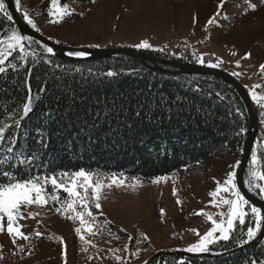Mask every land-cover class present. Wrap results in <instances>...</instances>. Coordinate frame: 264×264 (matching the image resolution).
Returning <instances> with one entry per match:
<instances>
[{"label":"trees","instance_id":"trees-1","mask_svg":"<svg viewBox=\"0 0 264 264\" xmlns=\"http://www.w3.org/2000/svg\"><path fill=\"white\" fill-rule=\"evenodd\" d=\"M96 1L59 0L60 6L68 4L73 14L53 24L49 22V12L54 6L52 0H22L18 12L23 19V11L27 10L37 24V32L46 36L45 26L77 23L92 10ZM12 29L18 31L14 20L8 21L0 14V36L9 34ZM185 41L177 43L176 55L163 51L149 53L199 64L191 45ZM37 42L35 39L26 41L29 56L24 60L9 58L8 63H15L16 69L7 68L6 64L7 71L0 74V126H10L0 137V161L6 160L0 164V172L8 170L16 178L25 180L83 168L105 174L123 173L127 180L135 177L149 181L191 170L200 160L221 153L234 151L241 155L249 119L239 94L224 80L204 74L159 72L124 55L66 61L46 53L45 45ZM82 47L97 48L98 45L87 43ZM201 56L205 59L203 65L215 61L212 54ZM109 71L115 75L107 76ZM29 96L33 98V110L17 127L13 120L23 115V105ZM252 106L257 121L253 147L258 149V170L264 172V159H261L264 157L261 120L264 118L260 116L264 109L253 102ZM241 128L245 129L243 133ZM9 147L13 152L7 151ZM25 158L30 163L20 165L18 161ZM250 160L251 154L244 171V183L248 179ZM10 164L18 167H9ZM61 197L65 198L66 194L61 192ZM49 206L59 205L50 202ZM92 211L98 222L105 225V230L95 236L86 235V239L96 245L88 246L87 252L82 251V242L74 232L75 264H125V261L127 264L155 255L140 233L129 240L128 233L96 214L94 206ZM60 216L74 228L79 226L78 222ZM249 221L250 216L244 225H236V239L210 245L206 255L169 250L158 253L150 264H251L252 261L264 264V230L247 244L238 246L236 243L242 233H246ZM126 244L128 252L122 251ZM110 249L121 251L113 254ZM136 252L138 256L131 255ZM114 255L123 257L124 261H116Z\"/></svg>","mask_w":264,"mask_h":264},{"label":"rangeland","instance_id":"rangeland-1","mask_svg":"<svg viewBox=\"0 0 264 264\" xmlns=\"http://www.w3.org/2000/svg\"><path fill=\"white\" fill-rule=\"evenodd\" d=\"M219 3L220 0H97L81 21L61 27L47 25L43 29L46 36H43L69 48H81L87 43H97L98 49L136 48L135 45L147 41L151 48L138 50L163 51L167 55H176L177 43L186 40L197 56L212 54L215 61L222 60L221 67L216 69L229 75L240 73L233 77L248 95L250 90L264 95V71L260 69L264 64V3L226 0L216 22L208 24L217 13ZM251 4L256 5L255 10L249 6ZM54 11L53 6L50 12ZM55 18L50 16V20ZM246 53L250 57L242 59ZM254 85L259 87L253 89ZM249 98L255 103L250 95ZM239 159L240 155L234 151L221 153L200 160L191 170L164 175L167 179L159 183H153V179H137L134 188L106 187L100 200L101 209L95 213L102 212V216L130 236L146 235L155 255L169 250L206 255L207 252L184 250L199 239L190 230L196 229L203 235L211 227L205 216L195 213L201 210L217 213L218 209L210 204L209 192L215 190L216 181L223 183L228 172L236 173ZM132 183L133 180L125 181L126 185ZM223 210L226 211V207ZM21 211L31 217L19 221L23 225L21 231L30 239L18 238L13 243L7 234L5 219V231L0 233V264H75L72 224L49 205H33ZM214 219L220 217L214 215ZM36 232L41 233L40 237L35 236ZM58 238H63L64 243ZM150 259L140 258L127 264H144Z\"/></svg>","mask_w":264,"mask_h":264},{"label":"snow or ice","instance_id":"snow-or-ice-1","mask_svg":"<svg viewBox=\"0 0 264 264\" xmlns=\"http://www.w3.org/2000/svg\"><path fill=\"white\" fill-rule=\"evenodd\" d=\"M22 0H15V5L17 11H21ZM55 7L54 12H49V16L56 17L50 20V23H60L65 17H70L73 12L68 4H63L60 6L59 0H52ZM226 0H220L218 4L217 13L211 17L208 24H214L216 18L220 15V9L223 8ZM264 3V0H261ZM253 10H255L256 5H249ZM0 14H2L8 21H12L13 17L9 14L5 0H0ZM23 20L28 26L33 30L39 31L37 24L34 19L31 18L30 13L25 10L23 11ZM30 36L22 35L16 29H12L9 34L0 36V74L7 71V68L16 69L17 65L15 63H8L9 58L24 60L29 56V52L25 47L26 41H31ZM39 43V42H37ZM138 49H149L151 45L147 41H142L141 43L135 45ZM44 51L48 54H54V50L51 47L44 46ZM14 53L17 54L14 56ZM32 55H35L34 53ZM70 56L82 57L86 55L83 52H70ZM196 62L203 65L205 64V59L203 56H195ZM250 57L249 53H246L242 59H248ZM50 62V61H48ZM223 61L217 59L214 63H207L209 68H219L221 67ZM7 64V68L5 65ZM239 67V62H237ZM260 69L264 71V64L260 66ZM232 76L241 75L238 72L230 73ZM107 76H114V72H107ZM259 87V85H254L253 89ZM44 91V89H41ZM216 95L223 100L224 97L220 93ZM251 99L261 108L264 109V95H258L254 90L249 91ZM38 99V97H37ZM179 99V97H177ZM33 98L28 97L27 102L23 105V115L20 119L13 120V123L19 127L20 120L28 116L32 112ZM239 112V109H237ZM139 116L140 113H137ZM242 115V114H241ZM260 116L264 118V111L260 112ZM264 123V119L261 120ZM10 126L8 124H3L0 126V137H3L6 129ZM95 127V125H93ZM241 133L245 131L241 128ZM47 145H44L46 147ZM264 146V145H262ZM9 153L13 152V149L9 147L7 149ZM33 155L32 159H35ZM264 159V157H261ZM5 161H0V164L5 163ZM20 165L25 163H30V160L25 158L24 160H19ZM237 166L240 161L236 162ZM260 164V159H258V149L253 147L251 152L250 168L248 171V179L245 181L249 192L256 193L261 200H264V172L258 170V165ZM9 167L16 168L17 165H9ZM235 167V166H234ZM0 176L4 179L0 180V233L5 231V219H6V231L7 234L12 237L13 243L16 239H23L28 241L30 236L21 231L23 225L19 223L21 219L31 218L26 217L21 209L30 207L33 205L45 207L51 202L56 206L55 211L57 214L62 215L64 218L75 221L79 223L78 227L74 228L75 234L78 236L79 240L82 242V251L87 252L88 246L96 247L90 239H86V235L95 236L100 232L105 230V225H102L97 220V215L92 211V208L96 210L101 209L100 200L102 197V192L104 188H110L112 186H131L136 187L138 180L133 177V183L131 185H126L125 181L127 177H124L123 173L116 174H105L102 172H92L86 169H80L74 172H59L52 173L50 175H36L31 176L28 179L21 180L14 176V174L8 170L0 172ZM235 171H230L227 173V178L221 183L216 181V188L209 192L211 197L210 204L217 208L218 211L215 214L207 213L201 210L196 215H203L206 217L207 221L211 223V227L201 235L196 229H192L199 239L196 243L190 245L186 249L190 253H205L210 250V245L216 244L219 241L229 242L236 239L234 233L236 231L237 222L240 225L246 223L247 218L250 216L251 221H249V226L247 227L246 233H242L239 239L236 240L238 246L252 241L262 228H264V210L261 207L254 206L250 203L241 191L238 189ZM167 177H156L153 179V183H159L161 180H166ZM49 185L51 186V191L49 190ZM61 192L66 194L65 198L61 197ZM175 194V189L173 190ZM179 203V201H177ZM247 206V207H246ZM226 207V211L223 210ZM163 214V210H161ZM102 215V212L100 213ZM214 215L220 217L219 220L214 219ZM218 234V235H217ZM41 233L36 232L35 236L40 237ZM118 239L119 237H114ZM60 239L63 244V238ZM133 239L131 236L129 240ZM144 240L148 237L143 236ZM109 251L115 252L121 251V249H110ZM122 251L128 252V245H124ZM133 256H138V252L131 253ZM91 259V257H89ZM114 259L118 262L124 261V258L119 255H114ZM126 264V261H125ZM144 264H149V261H145ZM251 264H255L252 261Z\"/></svg>","mask_w":264,"mask_h":264},{"label":"water","instance_id":"water-1","mask_svg":"<svg viewBox=\"0 0 264 264\" xmlns=\"http://www.w3.org/2000/svg\"><path fill=\"white\" fill-rule=\"evenodd\" d=\"M5 4L7 6L9 14L12 15L13 20L16 23L18 30L22 35L30 36L31 38L45 45L46 47L53 48L54 54L52 55L61 58L63 60L83 62L86 60L95 59L99 57L124 55L155 71L164 72L168 74L195 73V74L212 75L224 80L229 85H231L239 94L246 108L249 119L248 131L246 134V138L244 140L243 149L239 160L240 164L237 166L236 169L237 187L241 191V194L244 195L245 198L248 199L252 205L261 207V209L264 210V200L257 198L251 192H249L243 181L244 171L249 161L251 150L257 133V121L253 111L252 102L249 98L246 89L233 76L216 68H209L203 65L163 59L155 55H152L150 53H145L143 51L136 50L134 48L115 47V48H105V49L103 48L90 49L85 47H81V48L64 47L47 39L40 33L33 30L30 26H28L21 18L20 14L18 13L14 0H5ZM70 52H83L86 55L82 57L70 56L68 55V53ZM154 256H157V254ZM152 259L153 257L149 260V264L152 261Z\"/></svg>","mask_w":264,"mask_h":264}]
</instances>
